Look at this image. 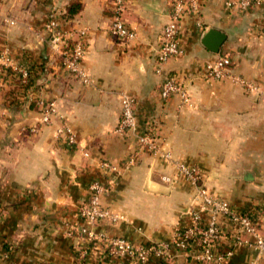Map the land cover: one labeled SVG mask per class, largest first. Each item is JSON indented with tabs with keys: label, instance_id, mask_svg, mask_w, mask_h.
<instances>
[{
	"label": "crops",
	"instance_id": "1",
	"mask_svg": "<svg viewBox=\"0 0 264 264\" xmlns=\"http://www.w3.org/2000/svg\"><path fill=\"white\" fill-rule=\"evenodd\" d=\"M126 1L127 25L137 33L131 43L110 32L111 0H0V63L8 50L16 64L33 69L29 90L13 72L0 84V264H79L67 230L81 223L78 209L90 198L91 182L106 181L102 160L134 158L102 200L129 222H102L95 232L144 246L172 242L179 228L190 225L195 189L161 157L137 152L150 124L175 159L199 170L212 196L249 214L264 232V4L240 12L229 10L227 0H201L200 14L182 22L183 55L160 76L156 56L175 0ZM54 7L68 15L67 29L87 33L83 69L92 85L71 76L49 42L45 27ZM222 56L232 61L231 75L252 84L255 93L232 78L208 77L207 65ZM166 76L190 91L192 107L161 97ZM32 90L56 103L76 146L56 137V125L40 124ZM123 95L137 98L139 126L122 135L116 128ZM164 175L176 181L168 185ZM220 222L230 229L225 218ZM231 249L225 264H264V252L233 248L226 233L216 251ZM89 264L134 263L96 250ZM148 264L200 263L172 250L169 258Z\"/></svg>",
	"mask_w": 264,
	"mask_h": 264
},
{
	"label": "built area",
	"instance_id": "2",
	"mask_svg": "<svg viewBox=\"0 0 264 264\" xmlns=\"http://www.w3.org/2000/svg\"><path fill=\"white\" fill-rule=\"evenodd\" d=\"M264 4V0H227L229 10L240 12L250 11ZM126 0H111V34L122 43H131L137 38L134 29L127 25L125 15ZM201 12V0H175L172 6L169 22L164 27L156 56V73L163 75L164 66L172 59L183 55L181 45L182 22L188 15L197 16ZM64 13L58 8H52L47 15L46 32L49 42L67 72L86 85H92L93 80L83 69L87 52L86 31L75 27L66 28ZM232 61L228 56L218 58L208 64L207 75L213 80L232 78L242 85L250 94L257 89L247 81L231 75ZM13 72L21 88L31 89L33 74L31 68L16 64L8 50L1 56L0 84L5 77ZM161 97L168 100L178 97L183 106L192 107V94L172 76H166L159 86ZM34 90L31 99H35L41 108L40 124L56 125V137L66 140L69 146L77 145V138L71 127L62 120L54 101L38 99ZM137 98L123 95L121 98V117L116 128L118 134H126L138 128L136 115ZM59 120L62 121L58 125ZM34 128L32 132H35ZM137 152L158 156L176 168L178 176L185 178L195 189L193 204L187 214L191 217L190 225L179 228L170 243L144 246L126 238L112 237L107 234H97L95 227L99 223L119 225L129 222L128 218L110 210L103 205V198L112 193L116 177L127 171L134 158L128 163H116L108 160L99 162V170L106 181L96 179L88 187L90 198L78 209L79 225L68 226V237L76 243V258L79 264H89L92 253L96 250L110 258L127 259L134 264H148L151 258L166 259L172 250L191 256L200 264H225L234 254V249L225 253L217 252V248L230 233L233 248L239 245L254 246L259 252H264V232L256 220L247 213L239 212L228 203L218 200L210 193L199 170L184 161L177 160L169 151L153 125L145 127L139 137ZM88 156V154H86ZM162 182L171 185L176 178L164 175ZM220 217L227 220L228 230L220 222ZM98 248V249H97Z\"/></svg>",
	"mask_w": 264,
	"mask_h": 264
},
{
	"label": "trees",
	"instance_id": "3",
	"mask_svg": "<svg viewBox=\"0 0 264 264\" xmlns=\"http://www.w3.org/2000/svg\"><path fill=\"white\" fill-rule=\"evenodd\" d=\"M66 16H68V15H66V14L64 13V17H66ZM31 72H32V74H33V69H31ZM31 84H32V82L30 83V86H31Z\"/></svg>",
	"mask_w": 264,
	"mask_h": 264
}]
</instances>
